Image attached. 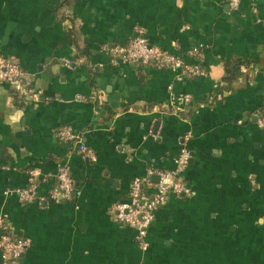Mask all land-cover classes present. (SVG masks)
<instances>
[{"label": "crops", "instance_id": "crops-1", "mask_svg": "<svg viewBox=\"0 0 264 264\" xmlns=\"http://www.w3.org/2000/svg\"><path fill=\"white\" fill-rule=\"evenodd\" d=\"M229 1L69 0L70 39L52 11L60 0H0V56L35 91L29 100L0 84V237L30 242L20 264H264V0ZM139 31L204 75L113 63L109 50ZM233 61L248 66L228 85ZM64 126L96 162L57 137ZM184 145L192 194L169 197L143 251L111 209L149 170H174ZM61 167L75 182L70 201L50 198ZM32 172L38 200L25 204L15 191Z\"/></svg>", "mask_w": 264, "mask_h": 264}, {"label": "built area", "instance_id": "built-area-1", "mask_svg": "<svg viewBox=\"0 0 264 264\" xmlns=\"http://www.w3.org/2000/svg\"><path fill=\"white\" fill-rule=\"evenodd\" d=\"M231 9L236 10L240 0H230ZM110 54L115 64L149 65L159 63L168 69L179 72L183 78H196L204 75L199 66L188 65L180 58L162 52L152 47L145 38L144 32L138 35L128 44L112 47ZM192 56H198V51H193ZM70 66V64H67ZM0 84L7 85L14 93L22 98H34L35 91L31 88L26 72L10 57L0 56ZM185 104L191 102L189 96L182 99ZM259 129L264 131V108L261 109L256 118ZM56 135L64 142H79L80 151L85 154L91 162H96V153L81 143L80 138L70 126L60 127ZM190 135L184 138L188 141ZM192 160L191 151L184 145L180 155L175 160V168L172 171L149 170L145 178H137L133 181L129 200L113 205L111 211L117 224L133 229L136 232L135 240L141 250L146 251L149 247L147 242L148 231L155 221L157 211L165 206L171 195L190 196L192 190L183 182L182 174L189 167ZM159 177L157 184L152 185L150 179ZM57 186L52 191V200L70 201L76 194L75 182L68 167H61L56 176ZM15 194L25 204L38 200L37 183L33 172L29 177L27 187L18 189ZM40 201L44 198H39ZM30 246L27 239L16 238L8 231L0 237V250L3 252V264H20L21 258Z\"/></svg>", "mask_w": 264, "mask_h": 264}, {"label": "trees", "instance_id": "trees-1", "mask_svg": "<svg viewBox=\"0 0 264 264\" xmlns=\"http://www.w3.org/2000/svg\"><path fill=\"white\" fill-rule=\"evenodd\" d=\"M69 2V0H60L58 5H55L52 7V11L54 13V16H56L58 18V20L60 22L64 23H69L71 24V26L67 27V34L68 37L70 39H72V37H74V18L72 15L70 14H62L61 11L66 7L65 5ZM129 44V43H128ZM126 44V45H128ZM225 79L224 82H226L228 85H231L232 81L235 79V76L237 75L238 71H240V69L242 67H247L248 66V62L247 61H233V62H229L225 65ZM214 98V97H213ZM215 100H217V98H214ZM214 100V101H215ZM209 103V102H207Z\"/></svg>", "mask_w": 264, "mask_h": 264}, {"label": "water", "instance_id": "water-1", "mask_svg": "<svg viewBox=\"0 0 264 264\" xmlns=\"http://www.w3.org/2000/svg\"><path fill=\"white\" fill-rule=\"evenodd\" d=\"M28 99L30 100V98H28ZM158 181H159V177H158V176H156V177H154V178L152 179V183H153V184L158 183ZM3 263H4L3 252H2V250H0V264H3Z\"/></svg>", "mask_w": 264, "mask_h": 264}, {"label": "rangeland", "instance_id": "rangeland-1", "mask_svg": "<svg viewBox=\"0 0 264 264\" xmlns=\"http://www.w3.org/2000/svg\"><path fill=\"white\" fill-rule=\"evenodd\" d=\"M261 179H262V182H263L262 186L264 187V177H261Z\"/></svg>", "mask_w": 264, "mask_h": 264}]
</instances>
